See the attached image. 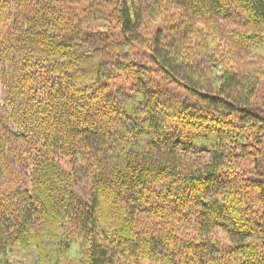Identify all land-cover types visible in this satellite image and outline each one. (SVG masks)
Returning <instances> with one entry per match:
<instances>
[{
  "label": "trees",
  "instance_id": "trees-1",
  "mask_svg": "<svg viewBox=\"0 0 264 264\" xmlns=\"http://www.w3.org/2000/svg\"><path fill=\"white\" fill-rule=\"evenodd\" d=\"M263 78L264 0H0V264H264Z\"/></svg>",
  "mask_w": 264,
  "mask_h": 264
},
{
  "label": "rangeland",
  "instance_id": "rangeland-1",
  "mask_svg": "<svg viewBox=\"0 0 264 264\" xmlns=\"http://www.w3.org/2000/svg\"><path fill=\"white\" fill-rule=\"evenodd\" d=\"M123 82L122 80H117L115 82L116 86L121 85ZM264 96V78L261 80V83L259 85L258 88V98ZM219 237L221 239H225L224 236L222 234H219ZM142 264H162V262H158V261H145Z\"/></svg>",
  "mask_w": 264,
  "mask_h": 264
}]
</instances>
